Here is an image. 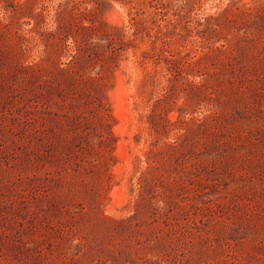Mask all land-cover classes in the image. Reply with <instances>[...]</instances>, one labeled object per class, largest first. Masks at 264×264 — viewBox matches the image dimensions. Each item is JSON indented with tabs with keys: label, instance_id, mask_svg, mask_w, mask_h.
I'll use <instances>...</instances> for the list:
<instances>
[{
	"label": "rangeland",
	"instance_id": "1",
	"mask_svg": "<svg viewBox=\"0 0 264 264\" xmlns=\"http://www.w3.org/2000/svg\"><path fill=\"white\" fill-rule=\"evenodd\" d=\"M0 264H264V0H0Z\"/></svg>",
	"mask_w": 264,
	"mask_h": 264
},
{
	"label": "bare ground",
	"instance_id": "2",
	"mask_svg": "<svg viewBox=\"0 0 264 264\" xmlns=\"http://www.w3.org/2000/svg\"><path fill=\"white\" fill-rule=\"evenodd\" d=\"M120 83H121V81H120V78H118V80H117V86H116V89L115 90H113L111 93H110V95L113 97V96H115L116 95V93L118 92V89L120 88ZM117 109V108H116ZM118 110V109H117ZM119 127L118 126H116V127H114V131L117 133V134H119L120 132H119ZM123 144V143H122ZM121 146H119L118 148H120ZM117 151H119L120 152V149L119 150H117ZM114 191V190H113ZM117 194V193H116Z\"/></svg>",
	"mask_w": 264,
	"mask_h": 264
},
{
	"label": "trees",
	"instance_id": "3",
	"mask_svg": "<svg viewBox=\"0 0 264 264\" xmlns=\"http://www.w3.org/2000/svg\"><path fill=\"white\" fill-rule=\"evenodd\" d=\"M108 37H109V40H110V45H111L114 39L111 37V35H108ZM99 106H100L102 109H105V107H106V104H105V102H104L103 100H100V101H99ZM106 114H107V117H108V116H109V114H108V113H106ZM103 118H105V119H106V116H105V117H103Z\"/></svg>",
	"mask_w": 264,
	"mask_h": 264
}]
</instances>
